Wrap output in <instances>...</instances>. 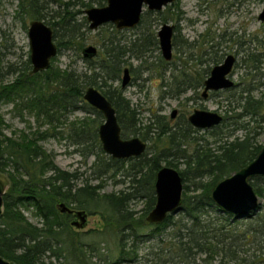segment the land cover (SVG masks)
Wrapping results in <instances>:
<instances>
[{"label":"trees","instance_id":"16d2710c","mask_svg":"<svg viewBox=\"0 0 264 264\" xmlns=\"http://www.w3.org/2000/svg\"><path fill=\"white\" fill-rule=\"evenodd\" d=\"M26 1L25 13L30 18L39 20V1ZM98 4L101 5L102 2ZM40 7L42 9V5ZM21 12H24L23 6ZM58 18V22L52 26H61L69 33L67 42L56 43L58 50L67 44H78L79 40L70 34L77 28L73 18L68 17V14L67 17ZM49 24L51 25L50 22ZM56 36L57 31L54 29L53 37ZM142 41L140 50L156 45V40L152 37L142 38ZM101 46L103 52L100 60L89 74H79L73 70H55L51 64L45 71L30 74L28 60L26 67L11 83L0 86V101L19 100L24 109H33L38 121L43 120L53 129L58 127L55 124L60 122L61 116L69 111H81L88 114L87 116H93L92 119L84 118L67 124V137L83 156H95L93 168L98 169L96 179L110 172H124L127 178H130L128 186L118 193H99L100 187L89 184L87 180L76 185L75 181L79 180V175L59 169L52 156L38 143L53 136L54 134L50 133L52 130H37L32 136L21 135L15 139L3 134L4 123L0 118V173L6 174L10 183L3 196V213L0 217V256L15 264H52L45 261L52 258L64 260L62 264H81L85 255L77 257V253L81 251L80 246L86 251L91 249L90 251L95 252V249L92 243L84 245L70 232L71 217L68 213H61L58 208V205L63 203L73 210L99 214L106 228L117 233L116 264L125 261L131 248H127V237H137L139 229L146 227L145 216L154 207L155 175L162 167V162H165L167 167L176 168L172 161L167 160V157L175 156L182 159L186 166L184 170L179 171L183 182L181 209L168 215L160 224L147 222L149 228H154L149 239L157 238L155 245L160 248L162 254L165 253L162 260H159L160 264H264V178L250 181L262 203L257 212L249 216L237 218L235 215L223 213L215 207L210 198V191L218 181L246 166L261 149L255 144L256 133L250 130L242 138L234 137L229 141L236 131H246L247 127L242 120H253L260 114L263 104L261 99L253 97L254 89L243 88L235 106L224 111L222 123L210 129L213 134L220 135L217 149L214 151L196 149L194 153L186 154L180 148L189 144L190 139L195 143L196 139L192 134L198 130L186 120L182 124L184 127H172L160 121L165 120L164 117L153 115L154 123L147 126L146 133L141 135L142 139H149L148 134H153L158 140L157 145H162L163 142L168 147L163 151L168 149L174 152L151 153L149 158L143 153L128 160L112 159L103 152L98 138V127L103 117L83 100L84 90L94 87L111 103L121 127L122 138L127 139L129 134L135 137L139 135V120L136 109L122 96L121 90H110V86H107L108 81L118 80L123 63L121 58L127 50H123L110 38L102 39ZM209 49L211 56L204 62L207 65H215L221 57L213 45H209ZM250 57L253 64L261 63L257 55ZM160 60L162 61L161 57ZM172 71L173 69L170 71L172 89L169 94L172 98H177L191 89L192 82L185 70L178 73ZM200 72L197 73L199 78L193 89L203 81L208 69H202ZM102 87H106V90H101ZM230 90L233 88L225 91ZM229 98L227 97V102L230 101ZM229 112L234 127L231 133L221 136V129L226 127L224 122L229 119ZM205 178H211V181L204 182ZM260 180L263 185L258 183ZM185 181H192L191 190L184 185ZM135 200L145 202L141 218H136L134 211L129 207ZM23 206L34 209L40 226L25 218L20 210ZM164 234L165 236L161 237Z\"/></svg>","mask_w":264,"mask_h":264},{"label":"rangeland","instance_id":"374dc122","mask_svg":"<svg viewBox=\"0 0 264 264\" xmlns=\"http://www.w3.org/2000/svg\"><path fill=\"white\" fill-rule=\"evenodd\" d=\"M38 1L40 8L38 13H41L39 20L50 26L53 31L54 29L57 31V36L54 38L55 44L58 41L67 42L69 36V33L61 26H52L58 22V17H67L68 14V17L73 18L77 26L70 34L76 37L79 42L71 46L65 43L67 45L58 50L57 55L50 62L55 70H73L79 74H89L100 60V55L103 52L101 40L104 38L114 40L119 47L127 50L121 58L123 60L121 69H129L130 83L124 89L121 88V71L118 80L116 82L108 81L107 86H110V90H121L122 96L129 101L132 108L136 109L139 120L137 127L141 133L136 137L146 144L144 153L147 154V158L151 156V153L172 154L174 152V150L168 149L163 151L168 147L163 142L162 145H157L158 140L154 138L153 134H148L149 139H142L141 135L146 133L147 126L154 123L153 115L164 117L165 120L160 121L180 128L184 127L182 126L184 120L194 110L216 112L223 118L224 111L235 106L243 88L254 89L253 97L261 99L262 109L253 120L250 118L242 120L241 122L247 127L246 131H236L229 141L234 137L242 138L250 130L252 133H256L255 144L260 147L264 145V22L258 20L259 14L264 10V0H178V4H175L177 7L168 5L158 13L147 12L144 6L141 16L143 22L134 28L122 31H116L109 24L97 30H89L84 11L92 7H99L98 2L105 4L106 0ZM26 4V0H0V86L11 83L26 67L29 60L28 27L30 21L38 19L30 18L25 13ZM40 5H42V9ZM21 6H23L24 12H21ZM163 24L174 27L172 57L169 61H164L161 57L156 35ZM145 37H152L156 40V45L140 50V45L143 44L142 38ZM133 43L136 45L133 46ZM209 45H213L214 50L218 51V56L221 57L215 65H207L204 62L211 56ZM88 46L97 49V55L92 59L82 57V50ZM227 55H233L236 59L229 77L235 85L233 90L209 92L206 98H202L201 89L197 88L194 91H187L177 98L171 97L169 94L172 89L170 84L172 81L171 69H173V73L185 70L190 81L195 83L199 78L197 73L200 74L202 69L209 71L222 63ZM251 55H257L261 63L253 64ZM29 66L31 68V65ZM101 90L105 91L106 87H102ZM227 97H230L229 102L226 100ZM18 102L19 100L16 99L0 101V118L4 123L3 134L5 136L18 139L21 135L32 136L31 134L37 130L39 132L52 130L50 133L54 134L53 136L38 143L52 156L59 169L79 175V180L75 181L76 185L87 180L89 184L100 187L99 193H118L126 189L130 178H127L124 172L118 174L110 172L96 179L98 169L93 168L95 156H83L76 146H72L67 137V124L84 118L92 119L93 116H87L88 114L81 111H69L61 116L60 122L55 124L58 127L53 129L43 120L38 121L32 108L24 109ZM172 111H176L174 119H170ZM228 116L229 119L224 122L226 127L221 129V136H226L233 130L234 123L231 112L228 113ZM211 131L198 130L197 133L192 134L196 139L195 143H192L190 139V143L180 149L188 155L194 153L196 149L216 150L220 135L213 134ZM131 137L135 136L129 134L128 138ZM222 138L225 140L224 137ZM167 160L177 166L173 169L178 172L186 167L183 160L175 156L167 157ZM165 165V162L161 163L162 167H167ZM0 175L7 181V189H9L10 183L7 175L4 173H0ZM210 179L205 178L203 181H211ZM258 183L263 185L262 180ZM184 185H187L190 190L192 189V181H185ZM129 207L134 211L136 218H141L145 202L144 200H135ZM20 210L30 223L40 226V220L36 217L32 207L23 206L20 207ZM148 214L144 219L146 227L139 229L137 237H130L128 234L126 239L127 248L129 249L131 246L129 250L131 258L128 256L125 261L119 264H160L159 260L165 253L162 254L160 248L158 249L155 245L158 242L157 238L149 239L154 228L148 227L146 221ZM69 226L71 225L69 224ZM70 232L75 234L74 237L84 245L92 243V247L95 249V252L90 251L91 249L86 251L80 246L81 251L77 253V257L81 258L82 255H85L81 264H116L117 233L106 228L103 218L99 214H88L87 225L83 229L71 226ZM164 236L165 234L161 237ZM45 261H50L52 264L64 262L62 259L58 261L53 258Z\"/></svg>","mask_w":264,"mask_h":264},{"label":"water","instance_id":"95a60500","mask_svg":"<svg viewBox=\"0 0 264 264\" xmlns=\"http://www.w3.org/2000/svg\"><path fill=\"white\" fill-rule=\"evenodd\" d=\"M175 0H107L103 7L86 9L85 15L90 30L112 24L117 30L136 27L141 20L144 6L147 11H161ZM258 20L264 22V10ZM174 27L163 24L157 32L158 46L161 57L169 61L172 57V37ZM30 74L39 73L49 68L51 60L57 55L58 48L54 43L52 28L41 20H32L28 27ZM97 49L88 46L82 50L84 59L96 56ZM236 59L227 55L222 63L214 66L203 82L202 98L209 92L232 89L235 85L230 75ZM131 80L129 69L123 70L121 88L124 89ZM83 100L97 110L103 117V123L98 127V138L103 152L117 160L136 158L145 152L146 144L138 137L124 139L121 137V127L117 121L116 112L107 98L94 87L84 90ZM176 111H172L173 119ZM188 123L198 130H210L219 126L223 118L216 112L194 110L187 118ZM264 178V145L256 157L235 171L230 176L218 181L210 191L211 201L223 213L235 215L237 218L249 216L260 205V199L255 193L250 181ZM8 188L7 181L0 175V217L3 213V196ZM183 182L179 172L173 168L161 167L154 181L155 204L149 212L146 221L151 224L162 223L168 215L177 213L182 204ZM61 213L73 214L74 220L70 225L83 229L87 225L88 214L84 210H73L63 203L58 205ZM0 264H15L0 256Z\"/></svg>","mask_w":264,"mask_h":264},{"label":"flooded vegetation","instance_id":"af4514ba","mask_svg":"<svg viewBox=\"0 0 264 264\" xmlns=\"http://www.w3.org/2000/svg\"><path fill=\"white\" fill-rule=\"evenodd\" d=\"M177 1H178V0H175L172 4H176V5H177V4H178ZM106 2H107V0H106ZM106 2H105V4L102 3L101 5H99V7H103V6H105V5H106ZM172 4H170V5H172ZM176 5H175V6H176ZM176 7H177V6H176ZM163 9H164V8H163ZM163 9H162V10H163ZM146 11H147V10H146ZM147 12L158 13V12H161V11H158V12H155V11H147ZM86 21H87V20H86ZM140 22H141V20H140ZM108 24H109V25H112V24H110V23H108ZM108 24H105V25H108ZM139 24H140V23H139ZM139 24H138V25H139ZM103 26H104V25H103ZM103 26H101V27H103ZM112 26H113V25H112ZM113 27H114V26H113ZM99 28H100V27H99ZM114 28H115V27H114ZM97 29H98V28H97ZM97 29H96V30H97ZM89 30H90V29H89ZM115 30H116V31H122V30H117L116 28H115ZM123 30H127V29H123ZM52 31H53V30H52ZM157 32H158V31H157ZM173 32H174V31H173ZM156 35H157V34H156ZM173 35H174V34H173ZM172 38H174V36H173ZM53 39H54V37H53ZM157 39H158V37H157ZM172 45H173V41H172ZM160 53H161V52H160ZM96 55H97V54H96ZM164 61H165V60H164ZM211 69H212V68H211ZM211 69H210V70H211ZM123 70H124V69H123ZM123 70L121 69L122 74H123ZM210 70L208 71V74L204 77L203 81H201L200 84H199V86L197 87V88H200V89H201V97H202V91H203V88H204V86H203V82H204V80L208 77V75H209V73H210ZM195 83L197 84V81H196ZM195 83H190L191 86H192L190 90H193V91H194V90L197 89V88L193 89V87H195ZM190 90H188V91H190ZM99 92H100V91H99ZM211 93H212V92H211ZM101 94H102V93H101ZM102 95H103V94H102ZM93 109H94V108H93ZM96 111H97V110H96ZM188 116H189V115H188ZM188 116H187L186 119H185L186 121H187ZM170 119H171V118H170ZM173 119H174V118H173ZM187 122H188V121H187ZM194 129H195V128H194ZM130 159H131V158H130ZM75 210H76V209H75ZM69 215H70V217H71V221L74 220V216H73V214H69ZM71 221H70V223H71Z\"/></svg>","mask_w":264,"mask_h":264}]
</instances>
